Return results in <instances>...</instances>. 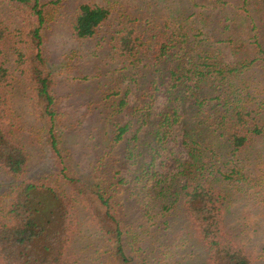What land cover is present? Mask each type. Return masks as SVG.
<instances>
[{"label":"rangeland","instance_id":"rangeland-1","mask_svg":"<svg viewBox=\"0 0 264 264\" xmlns=\"http://www.w3.org/2000/svg\"><path fill=\"white\" fill-rule=\"evenodd\" d=\"M84 1L112 11L108 23L93 38H79L72 29L73 16ZM222 1L227 16L234 17L242 7V0ZM183 3L191 12L218 10L221 6L215 0H64L51 7L44 27L46 71L52 78L56 135L64 160L70 173L97 179L107 195L113 193V205L119 208L134 242L135 261L140 264H204L207 257V249L185 227L180 202L174 200V190L184 182L179 164L190 158L184 144L185 124H161L163 112L180 106L183 99L167 93L172 83L163 65L153 66L157 62L151 50L138 58L122 57L114 48L113 38L116 29L124 25L140 30L147 38L159 24L165 26L172 10ZM242 11L244 30L250 37L242 35L248 40L258 39L264 46V0H249ZM9 14L0 1V19L8 21ZM240 18L226 21L232 26L227 34L234 33ZM174 58L179 59V55ZM185 61V68H189L187 57ZM248 74L247 85L255 99L262 100L264 64L259 63ZM184 103L186 108L181 105L179 109L187 116L186 121L192 115L196 117L193 121L210 117L206 115L211 107L208 102L203 111L192 101ZM14 106L23 124L20 139L30 158L28 177L50 183L57 191L64 190L77 199L73 187L63 178L61 160L48 143L43 124L32 114L30 98L23 89L14 95ZM122 126L127 130L117 139ZM206 129L202 137L210 150L205 159L229 176L221 178L229 193L224 234L248 251L252 264H264V135L232 154L224 139ZM11 180L0 167V196ZM77 211L83 225L77 245L84 264H105L109 257L100 243L99 231L82 214V203L77 204ZM110 248L109 243L107 250Z\"/></svg>","mask_w":264,"mask_h":264},{"label":"trees","instance_id":"trees-1","mask_svg":"<svg viewBox=\"0 0 264 264\" xmlns=\"http://www.w3.org/2000/svg\"><path fill=\"white\" fill-rule=\"evenodd\" d=\"M0 1L10 10L8 21L0 19V167L12 178L0 196V264H84L77 245L83 232L78 203L84 205L82 214L100 233V243L109 257L105 264H140L135 261L134 242L119 208L113 205V193L107 195L97 179L70 173L59 147L52 78L46 71L43 45L49 10L64 0ZM215 1L221 4L218 10L195 12L183 3L172 10L168 19L175 28L167 20L165 26L156 27L155 33L148 32L147 38L140 30L124 25L114 33V48L126 58H138L151 50L157 62L153 66L163 65L172 83L167 93L183 99L180 106L163 112L161 124H185L184 144L190 158L179 164L184 182L174 190V200L183 208L186 229L207 249L204 264H252L248 251L224 234L229 193L221 178L229 176L205 159L210 149L204 146L202 132L209 128L218 134L232 154L264 135V98L255 99L245 78L256 65L264 64V46L258 39L248 40L242 35L250 37L242 18V9L249 0L241 1L242 7L234 17L225 14L224 1ZM111 14L107 6L80 3L71 22L74 34L79 38L95 37ZM239 17L234 33L227 34L232 26L226 21L235 22ZM177 54L179 59L174 58ZM186 57L189 68L184 66ZM19 89L29 96L32 114L43 124L47 141L61 160L63 178L73 187L77 199L64 190L57 191L50 183L28 177L30 158L20 139L23 124L14 106ZM218 91V95L212 94ZM186 101H192L199 111L206 110L208 102L211 107L206 115L210 117L193 121L196 117L192 115L186 121L187 116L179 109L181 105L186 108ZM126 130L127 126L120 127L117 139ZM109 243L112 248L108 251Z\"/></svg>","mask_w":264,"mask_h":264}]
</instances>
